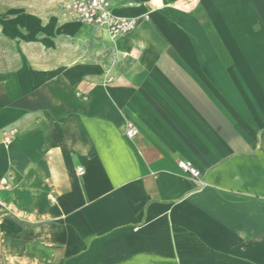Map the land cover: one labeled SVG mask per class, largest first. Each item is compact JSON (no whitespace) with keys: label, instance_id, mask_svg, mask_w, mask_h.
<instances>
[{"label":"crops","instance_id":"0c3cea01","mask_svg":"<svg viewBox=\"0 0 264 264\" xmlns=\"http://www.w3.org/2000/svg\"><path fill=\"white\" fill-rule=\"evenodd\" d=\"M64 1L0 0L7 264H264V0Z\"/></svg>","mask_w":264,"mask_h":264},{"label":"built area","instance_id":"2783aa9c","mask_svg":"<svg viewBox=\"0 0 264 264\" xmlns=\"http://www.w3.org/2000/svg\"><path fill=\"white\" fill-rule=\"evenodd\" d=\"M110 0H66L63 8L70 17L90 25L97 29L105 30L111 39L122 36L133 30L137 24L136 17H121L113 14L110 10ZM137 133V128L132 124H127L125 134L132 137ZM178 166L183 172L189 173L192 177L199 176L200 172L189 160H179ZM1 183L7 187L6 178L1 179ZM3 207L0 204V209Z\"/></svg>","mask_w":264,"mask_h":264},{"label":"rangeland","instance_id":"374dc122","mask_svg":"<svg viewBox=\"0 0 264 264\" xmlns=\"http://www.w3.org/2000/svg\"><path fill=\"white\" fill-rule=\"evenodd\" d=\"M0 264H7V260L3 258L0 254Z\"/></svg>","mask_w":264,"mask_h":264}]
</instances>
